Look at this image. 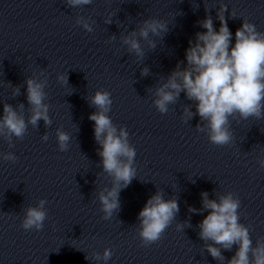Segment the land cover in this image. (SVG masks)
<instances>
[{
  "label": "clouds",
  "instance_id": "1",
  "mask_svg": "<svg viewBox=\"0 0 264 264\" xmlns=\"http://www.w3.org/2000/svg\"><path fill=\"white\" fill-rule=\"evenodd\" d=\"M71 8L91 5L93 0H65ZM206 13L209 8L205 6ZM225 11L227 5L220 3L217 19L220 22L219 30H215L211 15H206L198 25L206 29L197 32L194 40H189L185 50L186 65L181 67L183 61L177 62L176 67L154 89L153 104L156 109L165 114L169 105H175L181 92L187 100L194 102L195 113L191 111L193 105H185L182 118L186 122L194 115H198L200 123L196 125L198 132L205 133L209 141L217 146L228 145L233 142L230 118L247 120L250 117L264 119V32H259L253 23L243 20L240 28L235 32V43L228 28ZM231 17L236 13L232 11ZM111 19L106 23H111ZM76 23L87 32L93 27L83 16H78ZM168 24L158 18L143 20L139 29L121 35L120 40L127 47V52L134 54L138 59L145 57L140 40L155 49L152 36L163 37L168 32ZM139 37V39L137 38ZM113 35L112 39H115ZM150 70L147 66L141 69V76H148ZM57 80L63 84L68 82L67 75L59 74ZM26 99L29 107L27 120L25 119V105L19 103L16 107L3 104V114L0 116V138L8 142L10 148L14 147L13 137L22 140L27 133L28 126L37 128L43 120L45 128L50 127L52 120L49 116L50 105L46 103V80L30 76L26 78ZM10 84V83H9ZM12 87V98L20 95V86ZM150 89V88H149ZM89 100L90 106L96 111L89 115L94 122V139L99 145L97 155L101 158L102 171L112 178L111 187H105L98 192L102 219L109 220L113 214L120 210V191L131 183L136 177L134 159L135 148L129 143L128 132L125 127H117L108 113L113 103L111 93L107 90H97ZM58 149L65 152L69 148L70 135L61 128L56 129ZM47 141L48 135L42 136ZM5 161L15 162L18 158L11 151L0 153ZM264 168V157L258 160ZM202 207L189 208V212L202 214L207 211L199 222L198 237L204 241V248L216 261L224 262L225 257L221 249L231 251L233 245L237 246L235 254L226 261V264H264V238H258L253 243L250 229L240 222L238 209L240 199L232 192L219 195L216 199H209L206 191L200 193ZM48 202L40 199L35 207L24 209L21 227L24 230L41 231L44 222L48 219L45 205ZM179 213L177 198L164 199L163 191L158 190L146 201L138 213V235L142 246H149L160 240L165 230L176 220ZM192 227L190 221L177 223V230ZM112 250L105 248L103 254L94 252L91 260L106 262L111 258ZM90 260L88 256L85 257Z\"/></svg>",
  "mask_w": 264,
  "mask_h": 264
}]
</instances>
